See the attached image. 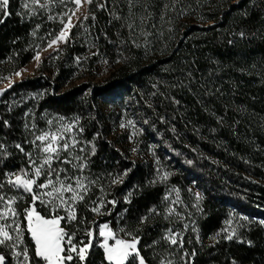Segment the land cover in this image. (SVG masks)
Masks as SVG:
<instances>
[{
  "label": "trees",
  "instance_id": "trees-1",
  "mask_svg": "<svg viewBox=\"0 0 264 264\" xmlns=\"http://www.w3.org/2000/svg\"><path fill=\"white\" fill-rule=\"evenodd\" d=\"M40 4L45 7L9 0V15L0 13V84L48 46L76 6L72 0ZM87 8L88 19L71 29L67 42L0 97V194L17 192L6 173L29 167L15 145L35 156L26 141L51 131L56 117H75L89 188L76 205L77 220L62 221L75 240L85 228L98 229L92 202L115 200L106 220L112 227L120 220L140 237L146 264H159L157 245H167L165 230L175 219L164 211L166 190L176 187L187 201L194 185L203 193L196 218L201 239L180 227L181 253L195 252L191 264H264V0H93ZM106 106L137 121L130 149L125 135L109 139L116 111ZM138 145L141 155L134 157ZM152 145L156 158L149 160ZM128 169L122 182L111 183ZM29 202L20 199L16 210L22 213ZM152 208L159 215H150ZM233 210L240 239L226 240L221 233ZM23 239L35 264L28 233ZM0 252L16 264L9 249ZM97 257L107 264L94 244L86 264H97Z\"/></svg>",
  "mask_w": 264,
  "mask_h": 264
},
{
  "label": "snow or ice",
  "instance_id": "snow-or-ice-1",
  "mask_svg": "<svg viewBox=\"0 0 264 264\" xmlns=\"http://www.w3.org/2000/svg\"><path fill=\"white\" fill-rule=\"evenodd\" d=\"M72 2L77 5L78 9L84 3H93V0H72ZM32 4L45 7V5L40 4V0H32ZM8 5L9 0H0V13L4 17L9 15L7 11ZM23 7L27 9L29 7L28 3H24ZM99 7L103 8L105 5L100 4ZM74 14L75 12H73ZM84 19H88V16H85ZM0 23H3V19H0ZM62 23L64 22L62 21ZM70 26L71 16L68 17L65 28ZM240 35L243 36L244 33H240ZM58 41L67 42L66 32L63 29L54 39L49 41L48 47L51 48ZM96 54L93 53V55ZM34 59L39 61L40 54L37 53ZM77 61H79V58H77ZM104 63H107V61H104ZM15 75L20 76L21 73L16 72ZM48 123L51 124L52 122L49 121ZM4 124L7 126V121H4ZM72 128V124H61L55 131H42L39 135H34L31 141H26L33 145L35 156L33 151H25L21 144L15 145L28 160L29 167L27 169L21 168L19 173H6L7 184L21 193L19 197L21 200L28 198L30 202L21 213L13 207L17 197H6L0 194V204L3 205V210L0 211V247L9 249L12 252L16 264H34L33 257L29 255V248L24 245L23 241L24 234L28 233L33 242L32 253L35 257V264H86L89 251L94 246V241L96 246L103 249L104 259L107 264H146L137 247L139 239L132 233H126L131 239L118 238L117 233L105 223L100 225L97 230L85 228L84 236L77 240L76 243H73L76 233L66 231L65 227H61V221H64L65 224H71L77 220L76 205L85 200V196L89 191L88 185L84 183L85 179H87L86 177L68 176V169L61 167V165L68 164L81 173L87 167V160L83 157L77 155L71 159L69 158L71 152L75 151L76 145L79 143L74 137L65 135V133L71 132ZM78 131L82 132L83 129L80 128ZM0 148H3L2 144H0ZM83 151L84 149L81 148L80 152ZM95 151L96 149L93 145L91 154L94 155ZM62 152L68 155L62 156ZM2 156L3 153H0V157ZM73 160L81 162L73 163ZM54 164L56 165L55 167H53ZM129 171L131 169L125 170L117 178L113 179L111 183L122 182L123 177L127 176ZM61 173H64L63 179L61 178ZM167 175L168 173H164L162 179L166 178ZM41 177H43V180L38 182ZM89 183L95 184L96 182L89 181ZM3 187L4 184L0 183V190ZM101 191L103 190L101 189ZM128 196H131V192L125 197V201L130 203ZM197 198H200L199 193H197ZM177 200H179L178 196ZM37 203L48 209L47 215H43L37 210ZM92 203L94 206L91 211L100 213V208L104 206L103 200H100L98 204L96 201ZM109 203L115 205L116 201L112 200ZM172 203H176V201H172ZM61 211L64 212V215L59 214ZM173 212L174 209H168L170 215ZM151 214L159 215V212L156 208H152L150 210ZM21 215L24 218L23 220L20 219ZM10 218L11 224H9ZM148 219L149 216L146 215L141 218V222L143 223ZM184 227L187 228V225H184ZM234 235L235 231L233 230L231 234L225 235L224 239L232 240ZM165 239L171 245L183 248V236L181 233H174L169 229ZM109 241H114V243H109ZM183 255L187 257L185 264H191V259L195 256V252L188 253L185 251ZM0 264H7V257L3 252H0Z\"/></svg>",
  "mask_w": 264,
  "mask_h": 264
},
{
  "label": "rangeland",
  "instance_id": "rangeland-1",
  "mask_svg": "<svg viewBox=\"0 0 264 264\" xmlns=\"http://www.w3.org/2000/svg\"><path fill=\"white\" fill-rule=\"evenodd\" d=\"M87 7H88V3H84L78 9H77V5L73 8L71 15H69V16H71V26L68 28H65V24L68 22V18H67V20L64 24V27L62 28L66 32L67 38L70 34L71 29L76 24L83 21L84 17L87 16V14H88V8ZM73 12H75L74 15H73ZM64 43L65 42H63V41H58L51 48H49L48 46L43 48L41 51L38 52L40 54V60L39 61H37L36 59H33L26 66H24L22 69L17 71V72L21 73L20 76H17L14 73L13 75L6 77L5 80L0 84V97L3 94L4 90L6 88H8L10 85H12L16 82H19L20 80L36 73L41 61L44 60L45 58H47L48 56H50L53 52H55L58 48H60ZM106 109H115V108H112L111 106H106ZM115 111H116V118L114 121L109 123L110 126L112 127L111 129L113 130V133L111 134V136H109V139L115 141V139H114L115 135H118V136L125 135L126 141L128 142V144H126L125 147L130 149L132 146H134V144L136 142L134 138L137 137V133H139L140 128L137 124V121L134 118L127 117V112L123 108H116ZM61 124H63V125L72 124L73 128H72L71 132L65 133V135L68 137H74L78 142H81V135H80V132L77 130V121H76L75 117H72V118L56 117L54 123H52V130L51 131H55L57 128L60 127ZM83 145H84V143H83ZM139 147H140V145H138L132 149V151L134 150L131 153L132 156L139 157L141 155L139 153ZM153 147H155V146L152 145L150 147V150L147 151L148 153H146V158L149 160L151 158H156V156L154 155L155 149ZM81 148H83L84 151L80 152L79 156L83 157L82 154H85V147L84 146L79 147L78 143L76 145V149H75L74 153H72L74 155V157L76 155L77 149H78V151H80ZM61 155H63V153H61ZM80 162L81 161L73 160V163H80ZM155 162H157V160H155ZM159 162L161 163V161H159ZM61 166H62V168H64L63 165H61ZM53 167H55V165H53ZM71 170L77 176L86 177V175H84L83 172L81 175V172H78L76 169H74L72 167H71ZM158 171H159L160 177H162L163 174L166 173V171H163L162 166H158ZM67 175L73 176V174L71 173L70 170H68ZM63 177H64V173H61V178L63 179ZM86 181H87V179H85V181H84L85 184H86ZM190 191H192L191 195L188 196L187 201H184L179 189H177L176 187H173V186H168V188L166 190V194H165V198L167 197V199H165V201H164V205H165L164 211L167 213V215L174 216L175 219L169 221V227H168V229L165 230V236L164 237H166L168 235L169 229H171L172 232H174V233H181L182 236L184 237L185 233H183V231L179 230L180 227H183L184 232L191 230V232L196 233L197 239H201V237L198 235V230L196 228V218L199 214L198 212L200 210V203L203 199V193L201 190H199L194 185H191ZM197 193H199V195H200L199 199L197 198ZM20 195H21V193H19L17 191L14 195L11 196V197H17V201H16L15 205H13V207H15L16 209H17V207H18L17 205L20 201V198H19ZM66 195H68V194H66ZM177 196L179 197V200H177ZM8 197H10V196H8ZM100 200H103L104 206L100 208V213H95V218H94L95 224L94 225L96 227H99L100 225L107 223L109 228H111L114 232L117 233L118 238L131 239L130 236L126 235V233H129V232L126 231L124 226H121L120 220H118L116 222V223H118V225H116V227H112L111 226L112 221L106 220V218H105L106 216L110 215V213L112 211H114L113 207L116 204L115 205L111 204L112 206L110 207L109 202H106L103 198H101ZM100 200L97 201V204L99 203ZM172 201H176V203H172ZM188 201H190V202H188ZM169 208L174 209V212L171 215L168 213ZM2 210H3V205L0 204V211H2ZM37 210L40 211L41 213H42V211H44L48 214V209L46 207L41 206L40 204H39V206H37ZM59 214L64 215V212L61 211ZM177 214H179V215H177ZM43 215H45V214H43ZM184 225H187V228H185ZM236 226H237V215L235 214V210H233V212L230 211L228 213L225 228L221 233L222 236L224 237L227 234H231L232 231L234 230L235 235L233 236V239H235V238L240 239L238 232H237V229H236ZM61 227H63L62 221H61ZM193 229H195V231H193ZM93 230H95V229H93ZM66 231H68V230L66 229ZM132 235L136 236L140 242V237L138 235H136V234H132ZM83 236H84V233H81V237L79 239H81ZM207 240L212 241L213 237H210ZM23 241H24V239H23ZM76 241L77 240H75V237H74L73 243H76ZM109 243H114V241H109ZM94 244H95V241H94ZM24 245H25V243H24ZM137 247L139 248V243H138ZM181 249L182 248H178L177 246L171 245L169 243V241H168L167 245L166 244L165 245L164 244H158L157 245V251H158L157 255L160 256L159 264H185L186 259L184 258V255H183L184 253H181ZM94 259H95V262L97 264H101V262L99 260L100 258L97 257ZM102 264H104V263H102Z\"/></svg>",
  "mask_w": 264,
  "mask_h": 264
}]
</instances>
